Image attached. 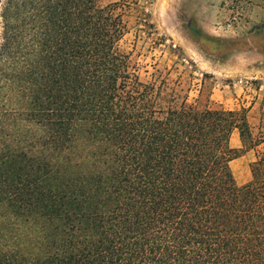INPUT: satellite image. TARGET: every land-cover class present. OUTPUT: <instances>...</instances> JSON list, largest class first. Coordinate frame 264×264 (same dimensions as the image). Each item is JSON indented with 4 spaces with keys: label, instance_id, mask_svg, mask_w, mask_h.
<instances>
[{
    "label": "trees",
    "instance_id": "obj_1",
    "mask_svg": "<svg viewBox=\"0 0 264 264\" xmlns=\"http://www.w3.org/2000/svg\"><path fill=\"white\" fill-rule=\"evenodd\" d=\"M139 1L0 0V210L26 225L0 264H264V130L203 83L141 81L120 48L132 15L154 34Z\"/></svg>",
    "mask_w": 264,
    "mask_h": 264
},
{
    "label": "rangeland",
    "instance_id": "obj_2",
    "mask_svg": "<svg viewBox=\"0 0 264 264\" xmlns=\"http://www.w3.org/2000/svg\"><path fill=\"white\" fill-rule=\"evenodd\" d=\"M115 1L97 3L105 6ZM139 2L154 34L150 37L138 31L132 15L126 18L128 32L120 48L137 64L141 81L150 82L160 74L189 101L197 98L203 83L201 101L208 96L213 107L242 110L254 134L264 130V0ZM22 128L35 132L32 126L22 124ZM77 145L83 147L81 142ZM230 146L240 148L237 133ZM254 158L251 151L231 162L238 186L250 180L249 164ZM25 227L11 213L0 210L3 237L13 239Z\"/></svg>",
    "mask_w": 264,
    "mask_h": 264
},
{
    "label": "built area",
    "instance_id": "obj_3",
    "mask_svg": "<svg viewBox=\"0 0 264 264\" xmlns=\"http://www.w3.org/2000/svg\"><path fill=\"white\" fill-rule=\"evenodd\" d=\"M237 84H242V81H238ZM245 84H247V83H245Z\"/></svg>",
    "mask_w": 264,
    "mask_h": 264
}]
</instances>
